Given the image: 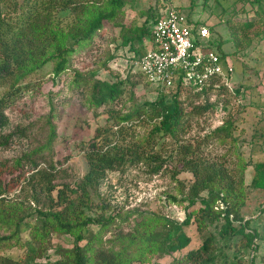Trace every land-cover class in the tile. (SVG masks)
Listing matches in <instances>:
<instances>
[{"label":"trees","instance_id":"trees-1","mask_svg":"<svg viewBox=\"0 0 264 264\" xmlns=\"http://www.w3.org/2000/svg\"><path fill=\"white\" fill-rule=\"evenodd\" d=\"M129 2L0 0V88L7 89L0 98V129L9 127L6 112L22 96L43 91V88L35 90L30 82L25 83L31 76L54 64L52 81L53 85L58 83L70 71L74 56L92 46L109 26L121 29L123 44L134 53L133 59L140 70L138 74L144 75L140 59L148 52L152 25L161 15L152 14L150 26L147 24L127 34L128 28L121 20ZM4 7L8 12L3 17ZM62 13L68 14L62 16ZM255 28L256 24L251 20L243 28L235 29V45L242 48L240 33L249 47ZM197 47L200 43H196ZM205 50L212 52V47ZM114 57L108 53L103 67H107ZM180 76L171 88L159 86L155 101L135 106L129 113L118 112L113 105L125 95L130 78L118 82L96 80L91 87L82 77L72 80V86L78 89L91 88L89 101L95 108L112 107L107 111V124L99 128L95 139L84 147L89 170L75 186L54 184L58 177L56 166L42 167L30 154H24L12 166L0 162V222L6 221L3 225L13 229L12 236L2 238L0 244L24 241L23 236L27 235L25 255L18 258L0 255V264H136L157 254L176 253L179 257L173 264H264V224L253 227V220L245 221L241 212L247 198L243 173L248 166H254L258 178L252 181V187L264 191V161L245 163L240 157L239 168L233 169L204 153V144L208 140L235 145V121L232 118L217 127L205 142L183 138L193 118H200L218 106L209 102L210 96H223L229 87L225 83L221 85L218 76H213L202 89L187 83L185 72L181 71ZM188 93H195L196 98L206 96L207 101L203 106L191 104V111H187L181 99ZM48 95L54 97L56 94L50 91ZM143 122L152 126L150 136L141 144H121L126 131ZM21 137H25L22 131L0 135V151L10 150ZM167 139L172 141L174 148L168 157H164L158 149ZM148 146H151L152 150L148 152L151 155H146ZM128 163H150L154 165L155 174L167 171L168 165H172L170 173L179 184L181 181L176 177L190 173L193 182L188 186L181 184L184 198L171 199L175 204H187L191 212L182 223L142 214L141 222L133 232H119L116 240L108 242L113 245L107 246L105 236L115 225V219L104 215L108 208L100 204L103 200L100 189L109 172L122 170ZM34 185L45 194L44 208L35 209L31 214L21 206L8 204L10 194ZM95 209L103 212L94 217L91 212ZM263 215L264 209L260 220ZM31 217H35V222H30ZM191 224L196 225L200 235L213 225H218L217 232L208 234L199 247L189 249L192 239L185 228ZM92 226L98 227L96 233L90 232ZM168 226L171 228L163 230ZM54 234L73 237L74 246L69 250H57L59 259L52 262L48 242ZM233 252L248 254L247 263L240 256H233ZM251 252L254 255L250 258Z\"/></svg>","mask_w":264,"mask_h":264},{"label":"rangeland","instance_id":"rangeland-1","mask_svg":"<svg viewBox=\"0 0 264 264\" xmlns=\"http://www.w3.org/2000/svg\"><path fill=\"white\" fill-rule=\"evenodd\" d=\"M174 6L181 8L179 10L183 14L195 20L198 27L210 29L211 35L206 43L234 70L228 92L223 96L214 94L209 98L210 103L218 106L200 118H193L183 138L205 142V138L217 127L232 118L235 121V145L208 140L204 144V153L212 160L222 161L233 169L239 168L240 157L245 163L264 161V0H130L124 8L121 23L128 28L126 33L130 34L147 24L150 26L152 14L158 17ZM2 10L3 17L7 16L5 7ZM66 14L68 13L61 15ZM251 20L256 24L253 31L255 33L251 34L252 44L247 47V40L239 33L242 48H238L235 45L234 30L243 28ZM108 53L115 57L107 67H103ZM133 58L134 53L129 46L123 44L121 29L109 26L92 46L74 56L70 71L58 83L53 85L52 81L54 64L47 65L31 76L25 83L30 82L35 90L43 88V91L37 95L33 92L22 96L6 112L10 124L8 128L0 129V135L22 131L25 137L17 138L10 150L0 151V162H8L12 166L15 160L24 154H30L42 167H49L50 164L56 166L58 177L54 184L75 186L89 170L84 147L95 139L98 129L107 124V111L112 108H95L90 103L91 85L96 80L118 82L130 78L125 95L113 105L116 111L122 113H129L135 106L153 102L158 96V86L149 82L144 75L138 74L139 66ZM77 76L87 79L90 87L78 89L72 86L71 82ZM222 84L224 83L221 82ZM6 90L0 88V98ZM50 91H54L56 95L51 97L48 95ZM194 94L182 96L181 100L187 111H191V104L203 106L207 101L206 96L196 98ZM151 130L152 126L147 122L137 124L126 131L121 144H141L150 136ZM171 142L167 139L164 146L158 149L162 156L168 157L173 150ZM147 150L146 155H151V146ZM153 167L150 163H128L124 169L108 173L107 181L100 189L103 198L100 204L108 208L104 215L114 216L115 219V225L105 236L107 246L113 245H108V242L116 240L119 232H133L141 222L142 214L182 223L191 212L187 204H175L171 198H184L181 184L190 185L194 180L192 175L181 173L176 177L181 181L179 184L170 173L172 165H168L167 171L163 170L159 174L153 173ZM243 178L247 198L241 208L242 215L245 221L253 220V227L261 226L264 224V215L259 219L264 209V191L252 187V181L258 178L254 166L247 167ZM8 198V204L21 206L31 214H34L32 212L35 209L44 208L46 202L45 194L37 185L20 188ZM101 212L103 211L95 209L91 215L95 217ZM5 222H0V240L12 236L13 229L3 225ZM30 222H35V217H31ZM217 227L218 225L209 226L203 235L197 232L195 224L186 227L185 232L192 239L189 249L199 247L208 234L217 232ZM169 228L171 227H164L163 230ZM97 231V226L90 228L91 233ZM23 237L24 241L27 240V235ZM24 241L1 243L0 255L7 254L15 258L25 255L27 245ZM48 243L51 247L48 253L50 261L55 262L59 259L57 250L72 249L74 239L69 235L54 234ZM233 254L247 263L248 254L245 252ZM253 255L251 252L250 258ZM178 257L177 253L157 254L144 263L136 264H173Z\"/></svg>","mask_w":264,"mask_h":264},{"label":"built area","instance_id":"built-area-1","mask_svg":"<svg viewBox=\"0 0 264 264\" xmlns=\"http://www.w3.org/2000/svg\"><path fill=\"white\" fill-rule=\"evenodd\" d=\"M210 29L175 8H169L152 25L148 52L140 59V69L152 84L171 88L185 72V81L200 89L213 76L230 87L233 68L216 53L209 52L206 42ZM196 43L200 47L195 48ZM205 45L206 47H203Z\"/></svg>","mask_w":264,"mask_h":264},{"label":"crops","instance_id":"crops-1","mask_svg":"<svg viewBox=\"0 0 264 264\" xmlns=\"http://www.w3.org/2000/svg\"><path fill=\"white\" fill-rule=\"evenodd\" d=\"M172 8H175V9H177V10H178V9H181V8H177V7H175V6H174V7H172Z\"/></svg>","mask_w":264,"mask_h":264}]
</instances>
